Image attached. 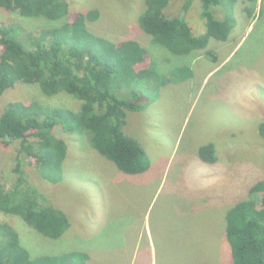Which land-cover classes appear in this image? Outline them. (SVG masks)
Instances as JSON below:
<instances>
[{
  "label": "rangeland",
  "instance_id": "374dc122",
  "mask_svg": "<svg viewBox=\"0 0 264 264\" xmlns=\"http://www.w3.org/2000/svg\"><path fill=\"white\" fill-rule=\"evenodd\" d=\"M68 1L70 10H99V18L87 23L89 31L139 41L156 59L161 75L176 68L177 57L153 46L151 36L138 28L142 0ZM197 5L192 4L193 12ZM255 6L250 16L235 9L228 40L233 39L215 46V61L207 54L196 59L192 77L134 83L144 108L128 111L124 131L145 149L152 169L125 174L86 139L78 142L55 132L69 145L63 179L47 185L35 168L25 169L28 179L70 214L71 226L53 239L32 230L20 216L0 213V222L19 231L31 254L83 250L93 258L88 264H232L225 236L227 207L238 192L264 178V140L257 131L264 119L258 121L264 115V0ZM4 17L25 20L10 13ZM165 57L170 61L163 64ZM56 95H43L36 85L16 84L0 97V108L15 99H36L77 110L72 95ZM209 142L219 157L213 165L197 155ZM12 152L0 145L4 180L14 178L8 162Z\"/></svg>",
  "mask_w": 264,
  "mask_h": 264
},
{
  "label": "trees",
  "instance_id": "16d2710c",
  "mask_svg": "<svg viewBox=\"0 0 264 264\" xmlns=\"http://www.w3.org/2000/svg\"><path fill=\"white\" fill-rule=\"evenodd\" d=\"M257 1L142 0L138 28L151 36L153 46L164 47L178 60L169 75H161L156 59L139 41L113 40L89 31L87 23L99 18L97 8L70 10L68 0H0V97L16 84H27L38 86L46 96L64 91L79 103L72 110L46 106L36 99H15L0 108V145L12 148L8 162L14 174L4 180L0 170V213L20 216L32 230L53 239L69 229L70 214L55 206L28 179L25 169L35 168L38 179L47 185L63 179L69 145L55 132L78 142L86 139L125 174L152 169L145 149L124 131L128 111L144 108L134 83L155 80L165 84L192 77L196 59L207 54L215 61V46L233 39L228 40L235 9L250 16ZM4 13L25 20H8ZM27 22L34 30L27 28ZM169 61L165 57L163 64ZM261 118L264 115L258 121ZM257 131L264 140V119ZM197 155L208 165L219 160L211 142L201 145ZM244 192H238L225 214L231 263L264 264V178L247 185ZM37 254L21 243L18 230L0 222V264L93 262L83 250Z\"/></svg>",
  "mask_w": 264,
  "mask_h": 264
},
{
  "label": "clouds",
  "instance_id": "9594fccd",
  "mask_svg": "<svg viewBox=\"0 0 264 264\" xmlns=\"http://www.w3.org/2000/svg\"><path fill=\"white\" fill-rule=\"evenodd\" d=\"M227 58H228V57H227ZM227 58L224 59V64L226 63ZM221 67H222V66H220V67H215V68L218 69V68H221Z\"/></svg>",
  "mask_w": 264,
  "mask_h": 264
}]
</instances>
